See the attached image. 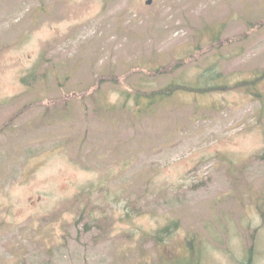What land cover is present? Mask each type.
I'll return each mask as SVG.
<instances>
[{"label": "rangeland", "instance_id": "rangeland-1", "mask_svg": "<svg viewBox=\"0 0 264 264\" xmlns=\"http://www.w3.org/2000/svg\"><path fill=\"white\" fill-rule=\"evenodd\" d=\"M146 1L0 0V264H264V0Z\"/></svg>", "mask_w": 264, "mask_h": 264}, {"label": "trees", "instance_id": "trees-1", "mask_svg": "<svg viewBox=\"0 0 264 264\" xmlns=\"http://www.w3.org/2000/svg\"><path fill=\"white\" fill-rule=\"evenodd\" d=\"M258 78H255L254 81H246V83H244V81H240L239 82V86H246L249 91H251V93H254L258 96H260V94H258L257 92L255 93L254 92V89H255V86H254V82L257 80ZM250 85V86H249ZM219 87V88H217ZM222 87L224 86H219V85H204L203 87H192V86H188L186 84L184 85H179V84H170V86H168L166 89L162 90V91H159L157 92V95H160V96H170V95H173L176 91H190V92H199V93H206L208 91H210L211 89L214 90V89H222ZM171 228L169 226H165L164 228L161 229V231H168L170 230Z\"/></svg>", "mask_w": 264, "mask_h": 264}, {"label": "water", "instance_id": "water-1", "mask_svg": "<svg viewBox=\"0 0 264 264\" xmlns=\"http://www.w3.org/2000/svg\"><path fill=\"white\" fill-rule=\"evenodd\" d=\"M146 2H147V4H149L151 2V0H147Z\"/></svg>", "mask_w": 264, "mask_h": 264}]
</instances>
